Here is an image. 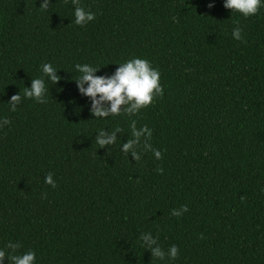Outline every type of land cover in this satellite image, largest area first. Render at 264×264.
I'll return each instance as SVG.
<instances>
[{
  "label": "trees",
  "instance_id": "16d2710c",
  "mask_svg": "<svg viewBox=\"0 0 264 264\" xmlns=\"http://www.w3.org/2000/svg\"><path fill=\"white\" fill-rule=\"evenodd\" d=\"M42 2L0 0V250L33 251L34 264H264V0L248 18L225 0H79L95 16L84 26L72 0ZM135 58L159 71L163 95L95 118L75 66L111 77ZM37 78L47 103L24 97ZM133 120L161 159L143 138L138 162L121 151ZM117 128L100 148L99 132Z\"/></svg>",
  "mask_w": 264,
  "mask_h": 264
},
{
  "label": "clouds",
  "instance_id": "9594fccd",
  "mask_svg": "<svg viewBox=\"0 0 264 264\" xmlns=\"http://www.w3.org/2000/svg\"><path fill=\"white\" fill-rule=\"evenodd\" d=\"M75 5V24L84 26L93 21L95 16L91 12H86L79 6V0H72ZM51 5V0H43L40 5L41 10H48ZM261 6V0H225L224 7L242 14L245 18L257 14ZM209 8L214 7V4L209 3ZM233 37L236 40L242 39V30L239 27L233 29ZM76 70L81 74L76 83L77 89L82 96L91 99V114L95 118H107L110 116H118L121 111L129 116L137 114L140 110L152 105L154 97L163 95V88L160 85V73L158 70L152 68L147 60L135 58L120 64L115 74L111 77L96 76L95 73L100 69L91 67L90 65L77 64ZM42 72L53 84H57L62 77L58 76L57 70L51 64H44ZM87 85V87H85ZM45 82L42 78L32 79L31 88H25L24 97L34 99L37 103H47L45 99ZM21 95L18 93L11 97L8 103L12 111H16L17 106L21 103ZM3 125H8V119L3 120ZM132 138L128 139L127 143L121 145V151L128 155L129 153L134 158L135 162L141 159L140 153L136 151L141 146V140L144 139L142 145L145 151H153L157 160L162 158V153L158 150H153L151 144L147 141L151 138L152 132L144 126L141 129L136 128V121L131 122ZM121 130L117 128L115 131L105 132L100 131L96 136V143L100 148L110 147L116 144L117 133ZM161 174L163 169H157ZM45 183L51 185L53 188L56 184L53 180L52 174L45 178ZM243 199V197L241 198ZM187 206H182L181 209L172 211L173 216H181L187 212ZM144 246L151 252L152 258L164 259L165 252L158 246L157 240L151 234H144L141 236ZM19 244L9 243L8 248L15 251L19 248ZM171 259H176L178 256V248L173 245L168 252ZM14 264H34L35 253L28 251L23 255H6L4 250H0V264H3L5 258Z\"/></svg>",
  "mask_w": 264,
  "mask_h": 264
}]
</instances>
